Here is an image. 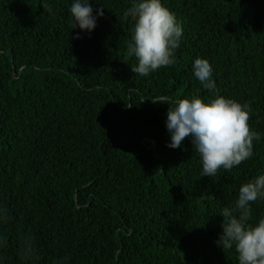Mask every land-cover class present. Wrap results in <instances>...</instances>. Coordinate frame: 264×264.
I'll list each match as a JSON object with an SVG mask.
<instances>
[{"label":"trees","instance_id":"obj_1","mask_svg":"<svg viewBox=\"0 0 264 264\" xmlns=\"http://www.w3.org/2000/svg\"><path fill=\"white\" fill-rule=\"evenodd\" d=\"M72 2L0 0V264H239L219 214L264 173V0H163L184 35L177 64L146 77L126 54L132 0H92L105 14L90 35ZM196 58L261 136L214 177L190 138L167 146L172 105L154 102L216 97Z\"/></svg>","mask_w":264,"mask_h":264},{"label":"clouds","instance_id":"obj_2","mask_svg":"<svg viewBox=\"0 0 264 264\" xmlns=\"http://www.w3.org/2000/svg\"><path fill=\"white\" fill-rule=\"evenodd\" d=\"M104 14V7L94 9L92 0H73L72 30L78 28L90 35ZM124 15L134 20L126 54L138 61L132 67L135 74L146 77L177 64L176 51L181 47L184 28L163 0H132ZM75 38L80 39V33ZM192 71L205 89L216 93L214 99L192 97L172 102L161 97L154 102L172 105L166 120L171 138L167 146L179 149L190 138L201 158V175L214 177L221 169L231 171L253 158L254 141L261 136L249 125L251 106L219 94L208 59L196 58ZM257 201H264V173L244 183L234 206L225 207L219 214L224 221L217 244L224 250L235 249L239 264H264V218L252 222V205ZM7 219L0 213V222Z\"/></svg>","mask_w":264,"mask_h":264}]
</instances>
